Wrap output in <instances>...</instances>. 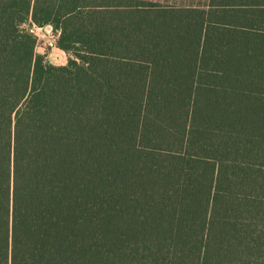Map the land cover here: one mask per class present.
I'll list each match as a JSON object with an SVG mask.
<instances>
[{
	"label": "trees",
	"instance_id": "16d2710c",
	"mask_svg": "<svg viewBox=\"0 0 264 264\" xmlns=\"http://www.w3.org/2000/svg\"><path fill=\"white\" fill-rule=\"evenodd\" d=\"M0 264H264V0H0Z\"/></svg>",
	"mask_w": 264,
	"mask_h": 264
},
{
	"label": "rangeland",
	"instance_id": "374dc122",
	"mask_svg": "<svg viewBox=\"0 0 264 264\" xmlns=\"http://www.w3.org/2000/svg\"><path fill=\"white\" fill-rule=\"evenodd\" d=\"M161 3H169V4H177V5H203L205 0H151ZM47 26H42L41 28L37 29V47L36 52L37 53H47V58L50 60L53 64H64L67 59V53L62 51L61 49L55 47L54 45V36L55 33L51 31L50 29H47ZM46 32H45V31Z\"/></svg>",
	"mask_w": 264,
	"mask_h": 264
},
{
	"label": "built area",
	"instance_id": "2783aa9c",
	"mask_svg": "<svg viewBox=\"0 0 264 264\" xmlns=\"http://www.w3.org/2000/svg\"><path fill=\"white\" fill-rule=\"evenodd\" d=\"M38 28H41V27H36V26H33V27L30 29V30H31V31H34V32L37 34V32H36V31H37V29H38Z\"/></svg>",
	"mask_w": 264,
	"mask_h": 264
},
{
	"label": "water",
	"instance_id": "95a60500",
	"mask_svg": "<svg viewBox=\"0 0 264 264\" xmlns=\"http://www.w3.org/2000/svg\"><path fill=\"white\" fill-rule=\"evenodd\" d=\"M47 29H50V26H47Z\"/></svg>",
	"mask_w": 264,
	"mask_h": 264
}]
</instances>
